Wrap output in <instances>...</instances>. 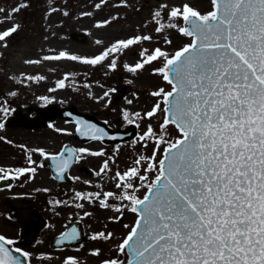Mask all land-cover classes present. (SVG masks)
<instances>
[{"label": "snow or ice", "instance_id": "snow-or-ice-1", "mask_svg": "<svg viewBox=\"0 0 264 264\" xmlns=\"http://www.w3.org/2000/svg\"><path fill=\"white\" fill-rule=\"evenodd\" d=\"M209 2L211 10L206 13L189 4L169 13L171 18L182 19L185 26L171 23L167 27L177 28L182 36L191 38L190 43L174 54L158 47L146 55L148 50L144 49L140 53L142 62L125 65L129 71L136 72L162 60L163 66L154 72L162 76L171 90L160 88L151 93L162 98L163 108L158 101L144 116L138 112L132 114L151 119L162 111L164 118L158 133L149 125L140 137L153 139L156 145L153 154L140 155L135 166L124 173H115L119 196L109 191L100 200V192L75 193L77 199L92 202L95 198L105 208L110 206L108 198L128 201L123 207L136 216L118 245L119 253L127 261L114 258L103 264H264V0ZM155 16L159 17L160 12ZM157 23L156 30L160 32L165 25ZM18 28L16 25L0 33V41H5ZM148 40L150 36L119 40L100 55L83 62L100 64L110 54ZM166 43L171 44V40ZM63 57L79 59L64 52L43 59ZM109 67L117 68L115 59ZM58 86L64 88V80ZM0 112L7 115L9 109L0 108ZM123 115L129 123L134 122L129 119V113ZM80 123L86 129L81 134L91 132L93 140H103L107 135L102 128ZM170 126L176 129L177 137H168ZM4 127L0 122V129ZM161 145L164 148L157 159ZM38 151L45 154L42 149ZM68 152L67 157L64 152L59 153L57 168L61 173L73 157L80 158L77 153H89V150L68 149ZM89 154L104 155L103 152ZM28 159L35 163L31 157ZM106 169L107 161L97 175ZM35 171V168L17 170L20 175ZM149 173L154 178L150 179ZM142 188L146 191L141 198L137 193ZM111 237L112 233L100 232L92 239ZM15 243L0 235V264H24L13 251L23 257L31 255L18 247L14 250L9 247ZM93 255H100L99 250ZM65 264L78 262L68 257Z\"/></svg>", "mask_w": 264, "mask_h": 264}, {"label": "rangeland", "instance_id": "rangeland-1", "mask_svg": "<svg viewBox=\"0 0 264 264\" xmlns=\"http://www.w3.org/2000/svg\"><path fill=\"white\" fill-rule=\"evenodd\" d=\"M36 1V2H35ZM33 5L27 6L25 0H0V33L19 25L18 30L5 41H0V108L9 109L21 108L26 110L35 103L55 101L62 105L74 104L81 111L93 114L108 122L114 128L121 126L138 125L139 134L133 141L109 146L100 142H92L83 147L91 152H103L102 156H92L86 153V164L100 173L104 162H108V169L96 178H78L79 185L73 188V193H96L110 188L117 171L124 173L130 167L135 166V160L140 156H151L156 147L151 137L141 140L151 125L155 132L160 131L163 123L164 113L158 112L153 118L135 117L132 114L151 111L153 106L161 101V97H154L152 92L160 88L169 91L170 86L162 79V76L155 74L154 70L163 66V61H154L145 65L143 69L131 72L125 65L134 66L142 62L140 53L147 49L146 55L151 54L154 49L161 48L169 54H174L184 44L190 43L191 38L182 36L177 28H169L167 25L176 23L185 26L182 19L171 18L169 13L174 8H182L189 4L201 13L211 10L209 0H35ZM100 5L99 8L96 5ZM21 5H25L21 7ZM166 5L167 7H163ZM19 8V11L15 9ZM160 12V16H155ZM67 13V15H65ZM165 28L157 32L159 24ZM72 31H87L89 40L80 44L74 42L69 34ZM136 36H150L151 40L140 41L122 52L110 54L109 58L97 65H90L83 62L84 59H91L100 55L119 40H127ZM171 40V44L166 43ZM99 41V43H97ZM61 52L69 56H77L79 59L70 60L63 57L59 60H44L45 56H56ZM115 59L116 69L109 67ZM26 61H39V63H26ZM68 77L65 79V77ZM28 77H40V79H28ZM64 80L65 87L60 88L58 82ZM54 89V91H52ZM116 89V91H110ZM109 93L105 96V93ZM15 93V95H12ZM47 97V100L42 99ZM131 101V103H128ZM129 113V123L124 119L123 113ZM6 115L0 112V122H4ZM74 126L70 124H57L53 130L40 132H24L0 130V168L7 173L10 169H16L18 162L35 168L30 163L29 157L34 161V154L50 152L60 144V133L64 136L71 135V141L75 143L73 131ZM122 128V127H121ZM168 137L178 136L173 126L168 128ZM69 139V138H65ZM54 143V144H52ZM164 145L160 146L157 159L160 158ZM8 149V150H7ZM117 152H120L117 155ZM119 161L117 162V158ZM126 158V159H125ZM33 166V167H32ZM36 169V168H35ZM45 172L39 174L45 177ZM29 174V172L24 173ZM86 177V176H85ZM152 179L153 174L149 173ZM112 181V182H111ZM100 182H103L101 185ZM111 182L110 185H107ZM18 191H23L27 196L34 193V185L25 180L21 175ZM139 184V181H136ZM106 184V186H104ZM115 188V187H114ZM146 189L137 193L142 198ZM112 192L119 196L120 189ZM24 194V195H25ZM73 194V195H74ZM71 198L72 204L76 207L79 200ZM100 196V200H103ZM109 207L105 208L99 200H80L84 207V220L88 224V233L96 235L103 232L105 235L112 233L110 239L98 238L99 240V264L114 258L121 259L118 245L122 242L128 228L135 220V214L124 208L128 201L110 198ZM55 206L51 208L49 217L57 218ZM78 208V207H77ZM120 208V211H117ZM99 209V210H98ZM78 212H73L72 217H78ZM65 216H68L65 215ZM69 217V216H68ZM5 225V224H3ZM12 231L17 228L9 226ZM51 227H53L51 225ZM6 230L5 228L1 227ZM19 233V230H18ZM17 233V234H18ZM54 233V228L50 234ZM49 235V233H44ZM51 236V235H50ZM94 247L98 249V243ZM30 250L40 251L39 262L42 264H65V258L61 253H50V248L45 245L31 247ZM78 264H95L97 262L83 260L82 253L73 254ZM38 260V258H35Z\"/></svg>", "mask_w": 264, "mask_h": 264}, {"label": "flooded vegetation", "instance_id": "flooded-vegetation-1", "mask_svg": "<svg viewBox=\"0 0 264 264\" xmlns=\"http://www.w3.org/2000/svg\"><path fill=\"white\" fill-rule=\"evenodd\" d=\"M25 113L27 115L30 114L28 110H26ZM56 123L64 124L62 120L58 119L53 123H46L43 127L38 129L37 131L27 130L25 128L7 127V126H5L3 129L10 131H24V132L35 133L40 131L53 130L55 128L54 126ZM58 135L62 140V142L60 144H57V148H55L53 151L48 152V154L58 153L61 150V148L65 145V143L69 142L68 140L71 139V135H69V137L64 136V134L62 133ZM65 138H69V139H65ZM74 146L78 149L83 148V145L80 142H75ZM42 156L43 154H38V153L34 154L35 163H33V166H35L36 168L35 173L29 172V174L22 175L25 180H28L35 187L34 193L30 197L27 196L25 192L17 190L18 186L20 185L19 182L21 181V175L17 172V170L21 168H31V166L18 162V164H14L16 165V169L11 168L10 171L7 173H0V178L5 176H10L13 178L9 187L0 190V234H2L8 239L14 240L16 242L13 245L14 247L16 248L18 247L30 253L31 255L29 256L30 257L29 259L31 262L36 263L39 260H41V259L35 260V258L42 257L45 254L36 250H28L29 246H27L24 243V241L21 240L20 238V231H21L20 223L12 218V213L17 209L30 208L34 210V214L37 215L39 218H41L45 224L44 228L37 234V241L32 247H39L40 245L46 244V246L50 248V253L59 252L66 259L68 257L75 258L76 256L73 254H78L81 252L83 256V260L93 261V262H97L95 264H99V255L98 256L93 255V252L99 250V240L92 239L94 235L88 233V224L83 219L84 214L87 212H83V208L75 207L71 201V198L76 197L75 194L73 193V188L76 185L80 184L78 183V178L80 177L81 180H84V178L89 179V177H87L86 174H83L82 171L80 170L81 166L87 165L86 153H79L80 158L78 159L76 164L70 169L69 181L63 184L59 183L52 177L50 170L46 167V165L42 161ZM40 165H42V167ZM40 168H41V173L45 172L44 173L45 177H42V175L39 174ZM95 176L96 173L90 177H95ZM103 193L104 191L101 190L102 196ZM75 200H79V199L76 198ZM57 201H59L60 203H57ZM74 203H82V202L79 200V202H74ZM53 205L55 206L54 208V210L56 211L55 215L63 213L65 215L68 214L69 217L65 215H59L57 218H55V216L49 217V213L51 212V208ZM78 211H79L78 217L71 216L73 212H78ZM72 222H78L83 224V228L86 234L84 242L81 245L75 247H64V248L54 247L52 244L53 237L63 232L66 229V227ZM52 224L53 227H51ZM9 226H14L15 228H17V232L15 233L9 232L12 231ZM1 227L5 228L6 230L2 229ZM53 228H54V233L50 234V231H52ZM46 230H49L48 236L44 235V232ZM95 242L98 243L97 245L98 249L95 248L93 245ZM38 253H41L42 256L37 255Z\"/></svg>", "mask_w": 264, "mask_h": 264}, {"label": "water", "instance_id": "water-1", "mask_svg": "<svg viewBox=\"0 0 264 264\" xmlns=\"http://www.w3.org/2000/svg\"><path fill=\"white\" fill-rule=\"evenodd\" d=\"M72 38H74L75 40L77 41H85L87 39V35L85 33H81V34H72ZM39 109V111H43L44 114L43 117L44 119H53L54 117H56L57 115H63L71 120H79L81 118H84L83 122H85V119L86 120H89L91 122H94V123H97L96 121H93V120H90L88 117L86 116H83L82 114H80L79 112H77V110L74 108V107H68V108H64V109H57L56 108V104L54 105H48L47 107L45 108H37ZM8 124L9 125H13V126H27V127H37L36 125V122L34 119H23L17 115H15L14 117H12L9 121H8ZM97 124H100L102 125L103 127H99V125H96V124H91V125H95L97 128H102L104 129L105 133L107 135H105L103 141L105 142H111V141H120V140H124L126 138H129V137H132L135 135V131L132 130L131 131V134H129V131H125V132H119V131H114L112 132L111 130H108L104 125L103 123H98ZM81 130L82 132L86 131V129L81 125ZM91 135L92 133L89 132L88 135H85L87 136L88 138H91ZM14 217H16L17 219H19L22 223V227H23V237H29L27 239H29V241H33L34 238H35V233L38 231V229L41 227V223H37V222H34L32 218H30L29 214L22 211V212H18L14 214ZM71 231V229H69ZM67 234L63 235L62 237L58 238V240H61V239H64V237L66 236ZM26 239V238H25ZM28 243H31V242H28ZM13 255L18 257L19 259H21L22 261H24V264H28L26 259L21 256V255H18V254H15V252L13 251ZM123 260H125V262L127 261V257H125Z\"/></svg>", "mask_w": 264, "mask_h": 264}]
</instances>
